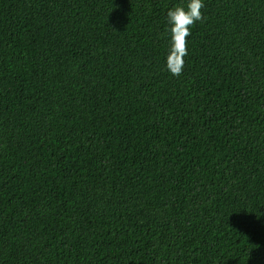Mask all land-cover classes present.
I'll return each instance as SVG.
<instances>
[{
    "label": "trees",
    "instance_id": "1",
    "mask_svg": "<svg viewBox=\"0 0 264 264\" xmlns=\"http://www.w3.org/2000/svg\"><path fill=\"white\" fill-rule=\"evenodd\" d=\"M0 0V264H264V0Z\"/></svg>",
    "mask_w": 264,
    "mask_h": 264
},
{
    "label": "clouds",
    "instance_id": "2",
    "mask_svg": "<svg viewBox=\"0 0 264 264\" xmlns=\"http://www.w3.org/2000/svg\"><path fill=\"white\" fill-rule=\"evenodd\" d=\"M203 0H189L187 7L176 6L167 12L171 34L170 50L167 57V68L173 76H180L184 68V57L188 54L187 38L191 27L205 19L202 13Z\"/></svg>",
    "mask_w": 264,
    "mask_h": 264
}]
</instances>
